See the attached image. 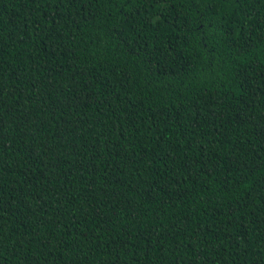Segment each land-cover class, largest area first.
<instances>
[{"label": "trees", "instance_id": "trees-1", "mask_svg": "<svg viewBox=\"0 0 264 264\" xmlns=\"http://www.w3.org/2000/svg\"><path fill=\"white\" fill-rule=\"evenodd\" d=\"M0 264H264V0H0Z\"/></svg>", "mask_w": 264, "mask_h": 264}]
</instances>
